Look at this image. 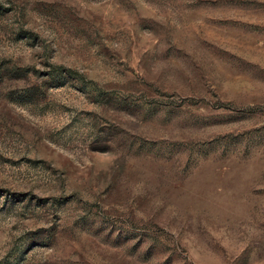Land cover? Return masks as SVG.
I'll use <instances>...</instances> for the list:
<instances>
[{
  "label": "rangeland",
  "instance_id": "rangeland-1",
  "mask_svg": "<svg viewBox=\"0 0 264 264\" xmlns=\"http://www.w3.org/2000/svg\"><path fill=\"white\" fill-rule=\"evenodd\" d=\"M0 264H264V0H0Z\"/></svg>",
  "mask_w": 264,
  "mask_h": 264
}]
</instances>
